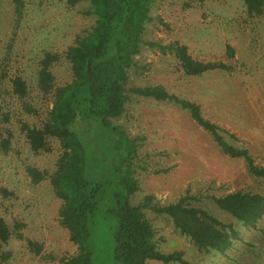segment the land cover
I'll return each mask as SVG.
<instances>
[{"label":"rangeland","instance_id":"374dc122","mask_svg":"<svg viewBox=\"0 0 264 264\" xmlns=\"http://www.w3.org/2000/svg\"><path fill=\"white\" fill-rule=\"evenodd\" d=\"M22 2L23 12L17 22L10 1L0 0V70L5 73L0 98L3 112L12 114L5 128H10L14 135L10 152L0 153V187L13 193L8 199L0 198V216L11 226L15 221L23 223L24 238L40 243L42 252L35 256L25 241L13 238L3 250L11 254L7 264H58L62 257L76 250L67 231L58 224L60 200L48 180L33 185L25 172L27 166H33L50 173L57 153H31L18 134L15 120L39 124L46 117L50 102L38 95L35 86L37 62L44 52L61 53L76 36L91 27L94 18L80 14L87 8L84 3L68 9L63 0ZM150 16L152 20L146 25L143 41L162 45L178 43L195 60L221 62L231 71L186 76L178 69L173 54H162L156 47L143 45L128 71V87L161 86L179 99L198 104L202 116L219 127L230 145L247 149L255 164L264 167V12L249 18L240 0H155ZM227 47L233 50L232 57ZM52 73L56 86L71 80L69 66L64 61L55 65ZM15 74L27 82L30 90L27 101L38 109L37 118L20 114L8 83ZM129 98L124 114L111 121L136 145L130 168L138 190L130 197V204L137 205L150 195L156 204L166 205L188 190L190 194H200L203 206L214 216L236 224L206 197L236 190L264 193V181L249 174L242 159L224 155L187 110L132 94ZM84 139L90 142L92 133ZM103 140L98 142V149ZM87 148L86 174L93 177L99 170L105 179L112 158L103 151L97 153L98 149ZM125 166L119 168L125 171ZM106 205H111L109 200L95 217L92 264H113L115 221L104 214ZM145 213L160 252L181 250L191 264H264L252 247L241 242L233 245L227 253L228 259L199 253L175 231L169 219L148 210ZM237 227L241 239L247 243L264 240L255 230L239 224Z\"/></svg>","mask_w":264,"mask_h":264},{"label":"trees","instance_id":"16d2710c","mask_svg":"<svg viewBox=\"0 0 264 264\" xmlns=\"http://www.w3.org/2000/svg\"><path fill=\"white\" fill-rule=\"evenodd\" d=\"M9 1L18 22L22 16L23 2ZM154 1L63 0L68 9L87 4L80 14L93 17V24L76 36L73 43L61 53L44 52L38 60L35 86L38 95L50 102L46 117L39 124L20 118L15 120L18 134L23 137L31 153H57L50 173L33 166H27L25 172L33 185L48 180L55 197L60 200L58 224L67 231L68 239L76 250L62 257L58 264H92L91 243L95 217L106 200L111 205L103 206V212L115 221L112 233L113 264H151V261L191 264L181 250L163 253L157 249L155 231L146 210L169 219L175 231L184 236L199 253L228 259L227 253L233 245L241 242L244 246L252 247L260 262H264L263 238L262 243H247L241 239L237 227L239 224L264 236V193L236 190L221 196L206 197L236 224L226 223L214 216L203 206V197L190 194L188 190L166 205L156 204L150 195H146L137 205L129 202L138 190L130 168L136 145L111 120L124 114L131 94L187 110L192 120L212 137L224 155L242 159L248 173L264 181V167L255 164L247 149L230 145L220 134L219 127L202 116L198 104L179 99L161 86L128 87V71L134 66V57L143 45L156 47L162 54H173L178 69L186 76L214 70L231 71L228 65L221 62L195 60L187 48L178 43L162 45L143 41L146 25L152 20L150 10ZM240 1L249 18L263 14L264 0ZM227 52L230 57L233 56L230 47H227ZM61 61L68 64L71 80L63 86H56L52 68ZM4 79L5 73L0 70V86ZM8 83L11 96L18 101L20 114L37 118L38 109L27 101L30 90L25 79L15 74L8 79ZM11 116V113L3 112L0 98V153L3 155L10 152L14 139L10 128H5ZM79 122L85 125H74ZM78 126L81 129H75ZM91 133L93 139L86 141L84 137ZM102 138L104 140L98 149V142ZM88 146L112 158L105 179L99 170L96 178V175L89 177L86 174ZM123 164H126L125 171L119 168ZM10 197H13V193L0 187V198ZM23 228V223L15 221L11 226L0 216V264H7L11 257L10 252L3 249L12 238L25 241L27 249L35 256L41 254L42 245L25 239L21 232Z\"/></svg>","mask_w":264,"mask_h":264}]
</instances>
